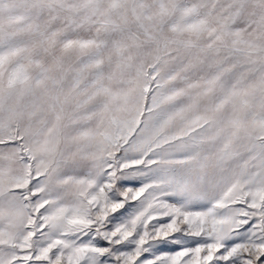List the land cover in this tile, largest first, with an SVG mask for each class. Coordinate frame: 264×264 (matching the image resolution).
I'll use <instances>...</instances> for the list:
<instances>
[{"label": "snow or ice", "instance_id": "snow-or-ice-1", "mask_svg": "<svg viewBox=\"0 0 264 264\" xmlns=\"http://www.w3.org/2000/svg\"><path fill=\"white\" fill-rule=\"evenodd\" d=\"M0 264H264V0H0Z\"/></svg>", "mask_w": 264, "mask_h": 264}]
</instances>
